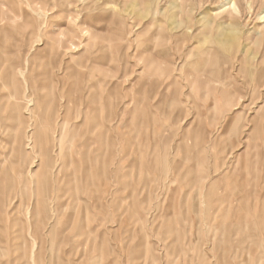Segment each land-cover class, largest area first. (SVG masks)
I'll return each mask as SVG.
<instances>
[{
	"label": "rangeland",
	"instance_id": "obj_1",
	"mask_svg": "<svg viewBox=\"0 0 264 264\" xmlns=\"http://www.w3.org/2000/svg\"><path fill=\"white\" fill-rule=\"evenodd\" d=\"M228 1L0 0V68L19 83L27 135L51 93L60 119L63 101L72 107L64 155L76 135L74 163L54 161L55 179L72 178L43 199L39 237L25 216L43 195L27 140L16 202L29 264H264V0H236L239 19ZM7 84L3 75L0 94ZM84 93L103 141L92 120L75 132ZM84 140L105 154L97 187L72 175L87 167ZM6 245L0 264H25Z\"/></svg>",
	"mask_w": 264,
	"mask_h": 264
},
{
	"label": "bare ground",
	"instance_id": "obj_2",
	"mask_svg": "<svg viewBox=\"0 0 264 264\" xmlns=\"http://www.w3.org/2000/svg\"><path fill=\"white\" fill-rule=\"evenodd\" d=\"M226 5L234 9L233 13L236 14L237 19H239L242 12L236 0H229ZM260 34L262 35V32ZM4 66L5 65H3V67ZM48 66H51L52 68L47 75L51 78L53 75L52 70L54 69V65L52 66L48 64ZM3 69L4 68H0V79L3 78V75H5V78L9 79V85H7L10 86L11 91L6 94L4 92L3 94H0V175L5 172V180L2 183V188H0V224L4 222L7 223L10 235H5L4 231H2V235H0V244H4V242H6V246L12 245L15 256L19 254L18 252L20 249H23L21 258L26 259L25 264H29L27 260V244L25 239H23L25 227L22 223V216L19 212V204L16 202V195H18L21 198L20 204L22 205L23 199L21 196L25 197L27 194L28 177L26 176L25 171L32 164L29 160L28 153L24 150L28 146L27 140L28 138L29 140H33V149L35 150L40 162L37 170L31 176L34 181H36L37 187H39L43 195L41 197L36 196L32 199V204L28 203L25 216L27 217L26 221L28 226H32V235L34 237H39L40 231L36 226L37 222L46 220L48 216H42L41 206L45 204L43 199L45 197L49 198L52 193L57 192L60 189L63 182L71 181L72 178L69 174L63 177V182L61 180H57V178L55 179L54 174H56V172L60 173L61 169L58 168L55 170V167L53 168L54 161L60 162L63 166L69 165L71 162L74 163L71 159L70 153L72 152L73 146L76 145L73 141L76 138V135L71 138L72 141H69V151L66 155H64L62 152V141L64 139V135L68 132H66V130L69 129L72 107L68 105L66 100L61 99L64 100L61 108L65 109V113L63 118L60 119V116L57 115L58 107L56 106V96L51 93L49 98H44L43 101L35 103L36 110L30 112L31 114H29V116L30 119L35 122V129H33L34 131L30 134V136H28L26 133L28 123L21 115L22 110L25 109L21 103L22 91L15 78L12 67H8L6 73V70L3 72ZM58 92V99L62 97L65 98L63 90ZM84 99L85 93L76 104V106L80 107V109L76 111V119L80 121V124L76 127L75 132L79 133L83 127L92 120L93 141L95 143L100 140L103 141V133L99 127L103 119L99 113L92 118L88 116L83 108ZM97 131L100 132L97 134ZM76 152L79 157L81 156V158H84L83 164L87 167H81V171H79L78 167L74 170L72 175L74 176L75 173L77 175L82 173L84 180L85 178L90 180L88 183L90 187H97L98 181H101V177L106 175L104 168L103 171H101V165L103 167V164L105 163V154L92 152V147L90 146L89 141L86 140H84V143L80 147H77ZM13 153L17 156L19 155V157L13 159ZM90 154H93L94 158H90ZM8 160H11L9 166ZM88 169L92 170L91 173L84 172ZM46 192L49 194L47 195ZM10 207V211H4V208L9 209ZM46 210L47 212L49 211L48 207H46ZM55 232L56 227H52L50 235L53 236ZM39 243H44L43 238L39 241ZM2 246H0V257L4 258L8 248ZM37 256L39 257L40 254L38 253Z\"/></svg>",
	"mask_w": 264,
	"mask_h": 264
}]
</instances>
